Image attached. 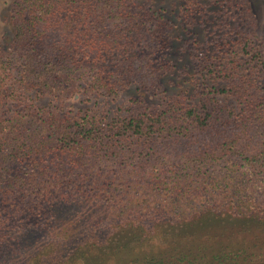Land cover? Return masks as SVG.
<instances>
[{"label":"trees","instance_id":"trees-1","mask_svg":"<svg viewBox=\"0 0 264 264\" xmlns=\"http://www.w3.org/2000/svg\"><path fill=\"white\" fill-rule=\"evenodd\" d=\"M136 2L14 0L0 106L14 72L57 98L81 81L105 96L153 85L165 67L140 53L163 48L167 25ZM242 96L238 108L205 96L111 117L0 115V264H264V202L242 209L206 185L255 179L264 200V105Z\"/></svg>","mask_w":264,"mask_h":264},{"label":"rangeland","instance_id":"rangeland-1","mask_svg":"<svg viewBox=\"0 0 264 264\" xmlns=\"http://www.w3.org/2000/svg\"><path fill=\"white\" fill-rule=\"evenodd\" d=\"M135 1L156 11L167 25L169 37L163 48L140 53L152 65L165 67L162 74L157 71L153 85L127 82L117 94L105 96L84 89L81 81L74 97L57 98L20 81L14 72L3 88L8 96L0 106V115L9 117L29 110L43 117L52 113L75 118L92 109L111 117L143 105L161 108L171 99L198 105L205 96L226 107H240L242 95L264 105V0ZM13 3L0 0V50L4 52L13 47ZM212 177L216 178L215 174ZM225 177L222 184H206L210 192L219 186L229 189V195H236L234 203L246 210L254 201L252 197L264 202L254 197L263 192V184ZM172 192L177 197V191Z\"/></svg>","mask_w":264,"mask_h":264}]
</instances>
